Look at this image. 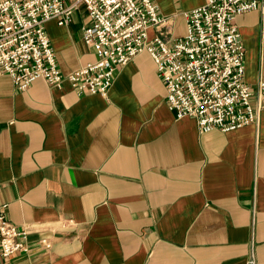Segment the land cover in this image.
I'll return each instance as SVG.
<instances>
[{
  "label": "crops",
  "instance_id": "1",
  "mask_svg": "<svg viewBox=\"0 0 264 264\" xmlns=\"http://www.w3.org/2000/svg\"><path fill=\"white\" fill-rule=\"evenodd\" d=\"M155 1L172 39L204 2ZM89 23L83 4L66 25L46 22L65 74L97 58L83 39ZM235 24L256 90L260 13ZM166 96L147 51L117 69L107 96L68 80L18 90L0 75V205L29 229V249L0 264H246L253 252L264 264V110L258 123L201 132Z\"/></svg>",
  "mask_w": 264,
  "mask_h": 264
},
{
  "label": "built area",
  "instance_id": "2",
  "mask_svg": "<svg viewBox=\"0 0 264 264\" xmlns=\"http://www.w3.org/2000/svg\"><path fill=\"white\" fill-rule=\"evenodd\" d=\"M82 4L90 18L83 39L97 58L65 74L46 22L68 24ZM253 10L260 13L264 37V0H204L184 12L186 33L172 39L169 18L155 0H0V75L9 74L18 90L36 79L51 86L68 80L79 94L107 96L117 69L147 51L177 118L193 117L201 132L238 129L258 123L264 110V78L256 90L248 83L246 50L235 24L237 15ZM152 27L157 33L150 37ZM28 249V226L13 223L8 204H1L0 263ZM246 264H257L254 252Z\"/></svg>",
  "mask_w": 264,
  "mask_h": 264
}]
</instances>
